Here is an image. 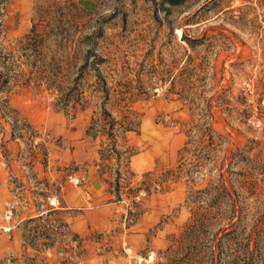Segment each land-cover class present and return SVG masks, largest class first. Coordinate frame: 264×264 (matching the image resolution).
Wrapping results in <instances>:
<instances>
[{"label":"rangeland","instance_id":"374dc122","mask_svg":"<svg viewBox=\"0 0 264 264\" xmlns=\"http://www.w3.org/2000/svg\"><path fill=\"white\" fill-rule=\"evenodd\" d=\"M61 118L97 142L140 264H264V0H0V162L33 177L26 209L51 211L22 224L26 264L85 250L52 210L59 184L37 181L63 175Z\"/></svg>","mask_w":264,"mask_h":264},{"label":"crops","instance_id":"0c3cea01","mask_svg":"<svg viewBox=\"0 0 264 264\" xmlns=\"http://www.w3.org/2000/svg\"><path fill=\"white\" fill-rule=\"evenodd\" d=\"M47 127L51 134L63 138L62 145H54L51 149L54 162L58 168H62L63 175L58 173L57 177H37V181L59 184L57 197L61 206L52 210H59L67 220L71 234L84 242L81 264H140L136 260L137 255L141 254L140 245L134 238L137 235L132 236L131 244L124 241L123 247L118 238L123 219L128 214L129 203L115 177L110 176L111 170L107 161L101 157L97 142L87 136V125L81 121L61 118L58 125L56 119L48 120ZM9 144L13 147L17 145L13 141ZM151 156V152L144 155L139 166L147 169ZM65 167H71L68 170L71 171L69 176L65 173ZM74 178L79 182L75 183L72 180ZM33 180L16 159L11 160L10 164L0 162V215L4 214L8 204L19 209L10 218L5 214L9 221L4 222L12 225H0L1 229L9 227L7 231H0V263H6L11 258L12 264H26L22 224L25 219L41 217L50 211L34 213L31 208L26 209L24 206L25 199L33 194ZM170 193L166 191L157 195L159 202L164 200L160 198L167 196L168 200L164 201L168 208L175 204L171 201ZM128 249L131 252H126ZM132 251H135V255L131 256Z\"/></svg>","mask_w":264,"mask_h":264},{"label":"built area","instance_id":"2783aa9c","mask_svg":"<svg viewBox=\"0 0 264 264\" xmlns=\"http://www.w3.org/2000/svg\"><path fill=\"white\" fill-rule=\"evenodd\" d=\"M253 123H254V122H253ZM72 180H73L75 183H78V182H79V180H78L77 178H74V179H72ZM51 204L54 205V206H55V205L59 206L60 201L58 200L57 196L51 198ZM12 216H13V210H9V211L7 212V214H6V217H7V218H10V217H12ZM3 229H4L5 231H7V230L9 229V227H3ZM125 245H126V243H125ZM128 250H129V249H128ZM126 252H128V251H126ZM151 258H152V253L149 254V255H147L146 261L151 260Z\"/></svg>","mask_w":264,"mask_h":264},{"label":"bare ground","instance_id":"6f19581e","mask_svg":"<svg viewBox=\"0 0 264 264\" xmlns=\"http://www.w3.org/2000/svg\"><path fill=\"white\" fill-rule=\"evenodd\" d=\"M179 32L182 34V31L179 29ZM128 252H131V250L129 249Z\"/></svg>","mask_w":264,"mask_h":264}]
</instances>
